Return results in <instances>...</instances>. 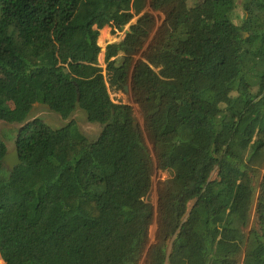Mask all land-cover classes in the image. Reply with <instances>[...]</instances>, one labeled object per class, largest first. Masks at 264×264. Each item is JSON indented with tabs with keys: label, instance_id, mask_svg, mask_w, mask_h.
<instances>
[{
	"label": "trees",
	"instance_id": "16d2710c",
	"mask_svg": "<svg viewBox=\"0 0 264 264\" xmlns=\"http://www.w3.org/2000/svg\"><path fill=\"white\" fill-rule=\"evenodd\" d=\"M128 24L103 67L100 31ZM129 83L145 130L111 97ZM0 120L21 124L13 171L0 137L5 264H264V0H0Z\"/></svg>",
	"mask_w": 264,
	"mask_h": 264
},
{
	"label": "rangeland",
	"instance_id": "374dc122",
	"mask_svg": "<svg viewBox=\"0 0 264 264\" xmlns=\"http://www.w3.org/2000/svg\"><path fill=\"white\" fill-rule=\"evenodd\" d=\"M153 13L156 16V19L158 20L157 26H159L164 19V15L159 13V12H153ZM237 16H238V17H236L237 21H239V19H241L243 16L240 9L238 11ZM136 20H137V17H135L131 21L130 24L135 23ZM130 24L125 26V28L122 31H116L115 32L113 27H110V26H105L100 31V36L98 39V43L101 47V53L99 56V61L103 67H105V65H106L105 64V52H106L107 45L110 43L121 41L125 37L126 31L128 30ZM154 33L152 34V36L154 35ZM104 36H105V38H103ZM146 48H147V45L142 50L143 53L145 52L144 50ZM142 52L140 53V55L137 56V58L144 59L147 63H149L152 67H154V69L157 71L158 74H161V71H159V69H156L155 66H153V64L148 61L147 56L142 55ZM144 91L145 90L134 91L132 86H131V83H129L123 89H118V90L111 89L110 90L111 97L113 98V100L115 102H122V103H127V104L132 105V107L134 109L136 123L138 124V127H141L143 130H145L144 118H143V115L141 112L140 105L136 102V98L138 96H142L145 93ZM34 118H40L43 121H45L47 124H49L51 127H54V128L62 126L65 123H67L68 121L74 119L77 121L80 130L90 140L96 139L99 132L102 129L101 124L89 122L87 120L86 113L82 109H78L69 119H63L59 114L51 111L46 105L36 103L32 109V112L29 115V120H32ZM20 126H21V124L8 123V122H5L3 120H0V137L5 139L7 146H8V151H11L16 145V138L18 136V129L20 128ZM9 130H11V131H9ZM6 133L10 134V137H11L10 139L5 138ZM145 138H146V142L148 141L149 145L151 146V142H150L146 132H145ZM172 175L173 174L171 171L165 172V171L156 170V172L153 176V187H152V190H151V192L147 198V201L149 203H151L155 207V209H157V205H158V186H159V183L162 180L171 177ZM213 175L215 176V174H213ZM256 222H257V218H256L255 213H253L250 228H252L254 225H256ZM156 229H157V224L155 222L153 224V226L151 227V243H154V241H155ZM0 262L2 264H5L1 258H0ZM140 264H145V256L142 259V261L140 262Z\"/></svg>",
	"mask_w": 264,
	"mask_h": 264
},
{
	"label": "water",
	"instance_id": "95a60500",
	"mask_svg": "<svg viewBox=\"0 0 264 264\" xmlns=\"http://www.w3.org/2000/svg\"><path fill=\"white\" fill-rule=\"evenodd\" d=\"M134 127H138V124L136 122L134 123ZM1 161L10 171H13L15 167L20 165L22 163V160L18 145L16 144L11 151H7Z\"/></svg>",
	"mask_w": 264,
	"mask_h": 264
},
{
	"label": "bare ground",
	"instance_id": "6f19581e",
	"mask_svg": "<svg viewBox=\"0 0 264 264\" xmlns=\"http://www.w3.org/2000/svg\"><path fill=\"white\" fill-rule=\"evenodd\" d=\"M103 38H105V36Z\"/></svg>",
	"mask_w": 264,
	"mask_h": 264
}]
</instances>
